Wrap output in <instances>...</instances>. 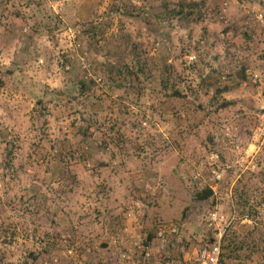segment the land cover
<instances>
[{
  "label": "rangeland",
  "instance_id": "obj_1",
  "mask_svg": "<svg viewBox=\"0 0 264 264\" xmlns=\"http://www.w3.org/2000/svg\"><path fill=\"white\" fill-rule=\"evenodd\" d=\"M74 84L90 89L88 119L79 121L81 102L50 94L39 120L38 98ZM219 91L232 108L215 111ZM256 184L264 186V0H0V207L46 205L55 229L41 218L39 234L57 241L44 253L33 223L6 214L0 264H27L31 252H43L36 264H195L224 229L264 237ZM206 189L212 196L196 201Z\"/></svg>",
  "mask_w": 264,
  "mask_h": 264
},
{
  "label": "trees",
  "instance_id": "obj_2",
  "mask_svg": "<svg viewBox=\"0 0 264 264\" xmlns=\"http://www.w3.org/2000/svg\"><path fill=\"white\" fill-rule=\"evenodd\" d=\"M137 83L139 84L140 80L137 79ZM77 86L78 84H74L73 89H71V91H68V92H61V91L59 92V91L51 90L49 94L48 92H45L41 97H39L37 101V106H39L40 108V110L38 111L39 120H42L43 117L45 116V111L47 109L46 105L47 103L50 102V100H48L47 95L52 94L53 96L51 100L57 99L58 101H66L69 104H73V103L78 104L81 102L83 108L81 110L80 117L78 118H79L80 123H83L84 121H86L88 119L86 118V115H87L86 113L90 112V109L88 107L91 108L93 106L91 102L89 103L90 95L87 94V91L90 89H88V87L85 84H81V87L80 86L77 87ZM76 89H78L79 92L76 91ZM146 90H147V87L142 85L139 91L144 93ZM149 90H150V87H149ZM161 91L164 93L168 91L167 84H165L164 87L161 88ZM173 93H174L172 94V96L174 95L173 97L175 98L180 97L181 92L179 90H174ZM221 93L223 92L219 91L218 93H216V96L213 99L214 101L217 102V108L215 110L216 112L228 110L233 107V103L230 101L223 100L221 102L220 99L217 100V98L220 97ZM201 111H202V108H199L198 112L200 113ZM96 114H97V111L95 110V108H93L91 114H89V118H91V120L94 119L93 117H95ZM126 117H127V112L125 111V108H124V112L123 111L121 112V118H120L123 123ZM91 123L92 124L94 123V125H97L99 121L96 118ZM112 129H115V126L112 127ZM98 130H99V133L101 134V129H98ZM86 135L87 134H85L84 137H86ZM63 183H64L63 187L65 186L66 190L68 189L66 192H69L72 190L73 185L71 186L70 184L69 185L66 184V178L63 180ZM247 186L248 185L245 184V189H247ZM254 189L258 190V192H261V191H264V186L256 184L254 186ZM246 191L239 193L237 197V202L239 206L243 207L244 209L246 208V204H248V201H249L248 192ZM212 194H213L212 190L206 189L196 194L194 196V199L196 201H206L212 196ZM35 199L38 200V198H35ZM260 201H261L260 205L264 206V192L260 194ZM6 214H10V215L14 214L16 218L20 217L21 221H19V223L21 222L25 224L23 220H27V219L31 223H33L34 225L33 226L34 229L32 231L33 237H37L40 229L42 228V222H38V219H41V218H45L46 220L50 219L49 223L54 224L52 230L55 229V218L53 217V215H51L50 210L46 208V205L43 207L41 205L39 206L36 205V208L33 211L32 209H30V207H26L23 204H18L15 200H11L6 205L0 207V235H2V233H5L6 231H9V229L12 226V218L10 216L6 217ZM251 217H253L252 214H251ZM22 228L24 230V227ZM25 229L27 231V227ZM43 233H44L43 235L39 234V238H36V239H38L41 244L46 242V244L42 245L44 246L43 251L44 253L50 254L51 253L50 251L52 249L55 250L54 246L57 245V241H56V238H54V236L51 233H49V231L45 230V232ZM249 239L250 237L241 238L240 236H237L236 234L224 235L223 240H222V251H221L220 264H227V262L234 257L239 258V260L242 261L241 264H254V263L261 264L262 262H264V237L259 240H249ZM70 247H73V246L70 245ZM42 253L36 254L35 252H31L29 257L27 258L28 259L27 264L28 263L36 264L40 259V254Z\"/></svg>",
  "mask_w": 264,
  "mask_h": 264
},
{
  "label": "built area",
  "instance_id": "obj_3",
  "mask_svg": "<svg viewBox=\"0 0 264 264\" xmlns=\"http://www.w3.org/2000/svg\"><path fill=\"white\" fill-rule=\"evenodd\" d=\"M258 20L263 22V14L258 16ZM90 66L84 65V70L89 72ZM100 82L101 80H96ZM217 214H212L209 222V227H213L217 223ZM232 221V220H231ZM231 222L228 224L230 226ZM227 227V228H228ZM165 229H159L157 233V237L161 240L165 239ZM172 233H175V230H172ZM226 233V229L223 231L218 232L212 240L207 241L200 249L197 251L194 261L196 264H220L221 259V251H222V240ZM136 249L139 251L140 255H144L145 257H149V248L144 247L140 244H136Z\"/></svg>",
  "mask_w": 264,
  "mask_h": 264
},
{
  "label": "crops",
  "instance_id": "obj_4",
  "mask_svg": "<svg viewBox=\"0 0 264 264\" xmlns=\"http://www.w3.org/2000/svg\"><path fill=\"white\" fill-rule=\"evenodd\" d=\"M196 264V263H195Z\"/></svg>",
  "mask_w": 264,
  "mask_h": 264
}]
</instances>
